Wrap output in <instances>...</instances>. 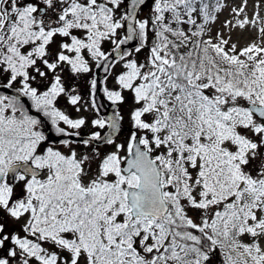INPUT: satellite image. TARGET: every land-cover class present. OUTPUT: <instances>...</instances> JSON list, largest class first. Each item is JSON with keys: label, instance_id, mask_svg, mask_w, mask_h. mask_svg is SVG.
I'll use <instances>...</instances> for the list:
<instances>
[{"label": "snow or ice", "instance_id": "6c2138e0", "mask_svg": "<svg viewBox=\"0 0 264 264\" xmlns=\"http://www.w3.org/2000/svg\"><path fill=\"white\" fill-rule=\"evenodd\" d=\"M144 8L152 14L141 21ZM209 8L0 0V264H264V20L261 43L238 49L208 34ZM133 39L139 46L125 50ZM144 47L143 62L131 58ZM89 57L105 73L123 62L119 90L103 91L113 105L129 92L134 105L126 147L113 139L119 114L92 121L112 130L107 139L79 141L115 144L95 172L99 149L78 155L65 139L85 119L58 107L64 96L80 103L61 73H90Z\"/></svg>", "mask_w": 264, "mask_h": 264}, {"label": "rangeland", "instance_id": "374dc122", "mask_svg": "<svg viewBox=\"0 0 264 264\" xmlns=\"http://www.w3.org/2000/svg\"><path fill=\"white\" fill-rule=\"evenodd\" d=\"M221 7L219 11L213 16L215 17L214 20H209L206 25L208 34L215 38L217 33H223L225 37L230 36L231 40L230 43H236L237 48H243L253 42L261 43L260 33L258 31L259 27L261 26L260 20H264V0H223L220 3ZM243 9L239 16L236 15L234 9ZM124 11V7L122 6L120 12ZM120 13H118L119 15ZM152 14V9L144 8L143 11L140 10L138 14L139 20H147L149 16ZM241 19H248V20H257V24L255 27L249 25L245 29H239L237 27H233L237 20ZM231 22L230 25L226 27V24ZM126 35V30L121 29L118 31V38H123ZM207 38V37H206ZM154 39V35L151 31H149V39L148 44L151 45ZM113 45L111 42H105L102 46V50L106 53H111L113 51ZM149 54L148 47H144L141 52L135 53L133 51V56L131 58L137 59L140 62H143L145 58ZM90 60V67L92 71L90 73L80 74L78 76L72 75L68 69L65 67L63 72L61 73L62 76L67 80V83L71 85L73 88L76 89L74 93L71 94H79L81 96V101L78 105L73 106L68 103V97L64 96L58 100V107L65 112V114L69 115L72 119H80L83 118L86 121V124L79 130H72L67 129L70 132H79L82 136H91L95 132H99L101 136L107 130V127L104 129H100L95 127L92 124V121L96 119H104L106 117L100 114V109L102 113H105V109L109 104L112 103L108 100L105 92L103 91L104 88H108L109 90H119L118 85L115 82V77L122 71L123 69V62L115 64V66L110 70L109 77L104 81V83L100 84V88L97 85L95 89V95L92 94L91 89V80L97 79L95 69V61ZM100 89V90H99ZM126 102L124 104H117L119 106V114L121 115L122 123L125 127V130L115 139L116 144H124L125 147L127 146V142L130 136L132 129V122H131V111L134 105L131 102V93L124 92ZM103 98L106 103L100 102ZM95 99L96 107L92 106V100ZM104 105H102V104ZM98 105V106H97ZM101 107V108H100ZM80 108L79 111L76 109ZM63 126V125H62ZM66 127V126H64ZM61 150L67 152L68 149L64 148L62 145H58ZM72 147L77 151L78 155L80 154H93V149H99V157H97L92 163V171L95 172L97 167L100 163V160L108 153L115 151V144L113 145H104V146H96L91 144L89 146H85L84 144H76L74 143ZM121 155H126L125 152H122ZM22 223V222H21ZM19 228V225H17Z\"/></svg>", "mask_w": 264, "mask_h": 264}, {"label": "water", "instance_id": "95a60500", "mask_svg": "<svg viewBox=\"0 0 264 264\" xmlns=\"http://www.w3.org/2000/svg\"><path fill=\"white\" fill-rule=\"evenodd\" d=\"M139 12H140V9H137V13H136V15H137V19H138V14H139ZM136 46H139V40H138V39H133L132 41H129L128 45H124V46H122V47H123L125 50H133L134 47H136ZM103 77H104V76L101 75L100 70H98V71H97V79H96V81H97V85L99 86V88H100V82H101V79H102ZM99 90H100V89H99ZM25 102H27L26 98H25ZM117 114H119V106H118L117 104H116V105L109 104V105L107 106V108L105 109L104 116H105L106 119L108 120V119H110V118L116 116ZM119 116H121V115L119 114ZM120 125H121V131H120V133L115 134V135L113 136V139H116V138H117V137L123 132V130H125V127H124V125H123V123H122V120L120 121ZM111 132H112V130L109 129V128H107V130H106L105 133L102 135V137L105 138V139H107L109 133H111ZM89 138H90L89 136H79V137H75V136H74V137H68V139H73V140L77 141L76 144H83V143H80L79 141H80L81 139H89ZM91 144H94V145H96V146H104V145H107V144H105L103 141H92Z\"/></svg>", "mask_w": 264, "mask_h": 264}, {"label": "trees", "instance_id": "16d2710c", "mask_svg": "<svg viewBox=\"0 0 264 264\" xmlns=\"http://www.w3.org/2000/svg\"><path fill=\"white\" fill-rule=\"evenodd\" d=\"M223 0H219V2L221 3ZM208 4L210 5L209 11L211 13L212 16H214L216 14V10H215V5H216V0H207ZM197 22L198 23H203V17L202 15H197ZM100 100V102L106 103L105 100L103 98L98 99ZM102 104V103H101ZM108 104V102L106 103V105ZM104 105V104H102ZM105 106V105H104ZM101 108V107H100Z\"/></svg>", "mask_w": 264, "mask_h": 264}, {"label": "flooded vegetation", "instance_id": "af4514ba", "mask_svg": "<svg viewBox=\"0 0 264 264\" xmlns=\"http://www.w3.org/2000/svg\"><path fill=\"white\" fill-rule=\"evenodd\" d=\"M95 69H97V71L98 70H100V73H101V75H103L104 77L101 79V82H100V84L102 83H104V81L109 77V75H110V72L109 73H105L104 71H103V69L102 68H97V67H95ZM97 71H96V74H97ZM96 77H97V75H96ZM26 103H30V102H26ZM108 104H111V103H108ZM98 106V105H97ZM100 114L101 115H104L103 113H102V111H101V109H100ZM105 117V116H104ZM80 136H82V135H80ZM89 137H91V136H89ZM55 139H59L58 137H54ZM65 139H68V137H66ZM91 145V144H90ZM62 146V145H61Z\"/></svg>", "mask_w": 264, "mask_h": 264}]
</instances>
